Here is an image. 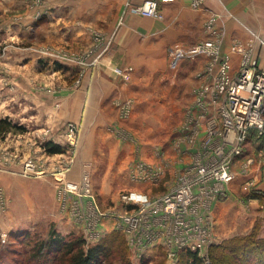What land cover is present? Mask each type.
<instances>
[{"label":"rangeland","instance_id":"rangeland-1","mask_svg":"<svg viewBox=\"0 0 264 264\" xmlns=\"http://www.w3.org/2000/svg\"><path fill=\"white\" fill-rule=\"evenodd\" d=\"M57 1L24 0L21 5L7 8L3 6L6 2H0V118L7 116L25 128L24 132L11 130L0 134V248L7 250L10 263L16 257H24L26 263L34 244L56 233L66 240L81 237L85 247L104 243L111 250L107 264H176L178 249L169 252L163 240L154 237L141 246L131 240L119 223V215L124 212L120 196L135 191L156 198L178 182L180 173L193 164L196 156H205L203 159L208 162L217 158L214 148L224 144L221 138L208 141L207 136L223 95L212 85L207 89L193 87L192 77L184 81L187 73L183 70L190 61L181 67L179 62L175 68L168 61L169 77L163 79L178 80L185 88L182 85L141 89L136 100L129 96L115 101L112 108L119 118L115 123L106 122L102 126L97 123L95 127L93 123L69 120L57 134H53L47 122L39 129L37 119L46 120L53 113L35 109L40 87L24 80L19 66L25 56L32 59L38 55L50 73L49 65L70 70L74 74L69 81L78 84L83 75L80 67L92 65L100 59V53L107 51L105 46L100 49L104 41L95 28H90L91 42L77 48H71L65 41L48 42L35 36L36 25L29 22L35 20L46 25L48 9L60 3ZM61 2L64 4L65 0ZM73 64L80 66L79 71L73 69ZM34 71L33 66L28 69V73ZM129 72L128 68L118 74L129 80ZM26 84L27 103L20 104L24 97L20 100L19 89ZM41 90L50 93L51 89ZM43 97L46 99L47 94ZM54 107L58 104L53 105V110ZM216 123L219 124V117ZM71 125L76 137L74 144L66 140L67 126ZM108 131H117L118 139L113 134L106 138L112 143L116 141L118 147L121 142L126 146V153L118 162L119 154L111 150L116 145L101 142L104 139L101 135ZM81 136L88 137L84 144ZM262 138L248 135L242 153L233 160L235 180L229 185L227 196L217 199L222 202V212L218 220L213 217L205 221V225L209 222L213 228L212 242L197 250L202 264H212L210 244H226L232 238L244 237L258 241L261 238L264 242L260 228L263 217L253 213L256 206L264 208V188L259 185L264 180ZM48 140L62 144L63 150L48 152L44 147ZM221 156H226L225 152ZM78 159L79 169H74ZM121 162L125 163L120 167ZM86 181L90 183L88 190L84 186ZM207 203L211 205L212 200ZM9 248L17 249L19 254ZM214 252L220 256L221 248Z\"/></svg>","mask_w":264,"mask_h":264},{"label":"crops","instance_id":"crops-1","mask_svg":"<svg viewBox=\"0 0 264 264\" xmlns=\"http://www.w3.org/2000/svg\"><path fill=\"white\" fill-rule=\"evenodd\" d=\"M23 1L0 2H6L7 4L4 3L3 6L7 8L13 4L21 5ZM142 1L130 0L132 4ZM57 3L48 9L46 25L38 24L35 20L29 22V25H36L35 36L48 42L65 41L71 48H77L91 42L90 28H95L101 32L104 41L99 45L100 49L105 46L107 51L100 53L98 55L100 59L92 65L80 67L73 64V69L78 68L79 71L80 67L83 74L78 84L69 81L74 74L70 70L64 71L62 66L49 65L52 70L50 73L45 69L48 65H44L38 55L32 59L25 56L22 65L19 66L24 80H29L30 85L34 82L40 87L37 90L35 109L40 113L51 111L53 113L46 120L39 117L37 120L40 122H36L37 126L39 128L47 122L52 126L53 134H57L61 126L69 120L82 121L84 124L93 123L95 127L97 123L99 126L106 122L115 123L119 119L112 108L115 101L129 96L136 100L141 89H166L184 85L178 80L163 79L169 72L168 49L174 45L188 49L198 43H213L212 47L216 50L213 55L202 52L194 56H185L179 63L181 67L190 61L189 67L183 70L187 73L184 81L192 77L190 80L193 87L198 89L206 85H212L214 88L219 73V60L224 55L230 56V71L232 73L236 71L240 59V53L235 51L237 46L252 43L253 57L264 68V0H203L200 6L194 5L192 0H159L161 11L159 17L131 13L125 6V0H65L64 4L58 0ZM25 24L27 25V22ZM213 29L215 33H212ZM212 56H218V60H213ZM188 57L193 59L188 60ZM209 65L215 69L211 71ZM32 66L34 74L28 73ZM128 68L130 79L124 80L118 73ZM27 86L26 84L22 90L19 89L20 100L24 97L20 104L27 103L26 94L29 91ZM46 87L51 89L50 93L41 90ZM45 94L46 99L43 97ZM56 104L58 107H54L53 110L52 107ZM111 134L118 139L117 131H108L106 135H101L104 137L101 142L116 145V141L112 143L109 137L106 138ZM81 138L82 144L87 142V136ZM111 150L119 154L116 157L118 162L126 153V146L121 142L119 147L116 145ZM79 160L74 164V169H79ZM122 163L125 162H121L120 167ZM233 170L235 176L227 184V193L229 185L237 175L235 166ZM259 185L264 188V180ZM221 203L212 200L206 209L211 216L210 220H213V217L217 219L221 214ZM253 210V213L263 217L260 228L264 234V208L256 206ZM200 213L204 217L206 211ZM150 228L157 229V225H151Z\"/></svg>","mask_w":264,"mask_h":264},{"label":"built area","instance_id":"built-area-1","mask_svg":"<svg viewBox=\"0 0 264 264\" xmlns=\"http://www.w3.org/2000/svg\"><path fill=\"white\" fill-rule=\"evenodd\" d=\"M192 1L194 5L200 6L203 0ZM125 4L131 13L161 16L159 0H143L136 4L125 0ZM212 33H215L214 29ZM212 46L213 43H198L185 49L174 45L168 49L170 66L175 68L185 56L202 52L213 55L216 50ZM235 51L240 53L236 71H230V56L224 55L219 60V73L214 83V88L223 95V100L219 104L217 116L212 118L207 137L208 141L221 138L224 144L214 148L217 158L208 162L203 159L205 156H196L193 164L180 173L178 182L156 198L135 191L121 194L124 212L119 215V223L137 246L154 237L163 240L169 252L182 248L198 250L212 242L211 225L209 222L205 225L206 219L211 218L206 210L210 206L207 202L227 196V184L235 176L233 160L242 153L248 135L254 131L256 135L264 137V68L253 57L252 43L237 46ZM212 58L218 60V56ZM203 88L207 89L209 85ZM217 117L219 124L216 123ZM66 135L67 142L74 144L76 137L73 125L67 126ZM224 152L226 156L222 157ZM89 185V181H86V190ZM203 210L206 211L204 217L200 213ZM151 225H157V229L153 230Z\"/></svg>","mask_w":264,"mask_h":264},{"label":"trees","instance_id":"trees-1","mask_svg":"<svg viewBox=\"0 0 264 264\" xmlns=\"http://www.w3.org/2000/svg\"><path fill=\"white\" fill-rule=\"evenodd\" d=\"M11 130L24 132L25 128L22 124L13 123L7 116L1 117L0 134ZM252 134H255L254 131ZM44 147L50 153L63 150L62 144L53 140H48ZM262 241L261 238L258 241L253 237H244L232 238L226 244H210L211 262L212 264H264V242ZM220 248V256L214 255L213 250ZM9 249L11 251L14 248ZM14 250L19 254L17 249ZM222 250H225V253ZM31 252L32 254L28 256L29 264H107L111 258V250L104 243L85 247L81 237L66 240L56 233H51L47 240L34 244ZM28 261L24 263V257L20 259L16 257L13 263H10L7 250L0 248V264H28ZM202 262L203 258L197 250L187 248L177 251L176 264H202Z\"/></svg>","mask_w":264,"mask_h":264}]
</instances>
